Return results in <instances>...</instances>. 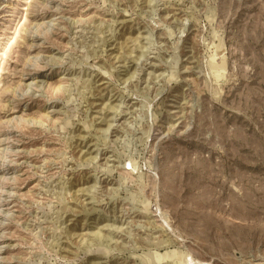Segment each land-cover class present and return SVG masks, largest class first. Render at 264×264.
Returning <instances> with one entry per match:
<instances>
[{"label":"rangeland","instance_id":"1","mask_svg":"<svg viewBox=\"0 0 264 264\" xmlns=\"http://www.w3.org/2000/svg\"><path fill=\"white\" fill-rule=\"evenodd\" d=\"M0 264H264V0H0Z\"/></svg>","mask_w":264,"mask_h":264}]
</instances>
